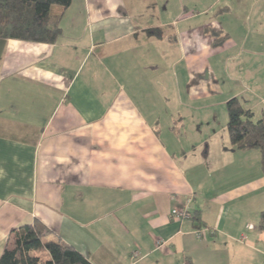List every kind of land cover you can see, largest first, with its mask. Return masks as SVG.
Instances as JSON below:
<instances>
[{"label":"crops","instance_id":"obj_1","mask_svg":"<svg viewBox=\"0 0 264 264\" xmlns=\"http://www.w3.org/2000/svg\"><path fill=\"white\" fill-rule=\"evenodd\" d=\"M51 12L55 44L0 43V256L39 220L95 264H264L260 152L196 135L232 98L264 110V0Z\"/></svg>","mask_w":264,"mask_h":264},{"label":"trees","instance_id":"obj_2","mask_svg":"<svg viewBox=\"0 0 264 264\" xmlns=\"http://www.w3.org/2000/svg\"><path fill=\"white\" fill-rule=\"evenodd\" d=\"M73 0H0V43L17 40L37 44H55L62 35V15H52L53 6L67 10ZM215 46L222 44L219 32L209 30ZM228 135L234 150L261 155L264 176V110L258 116L240 98L227 103ZM191 219L197 216L192 214ZM259 229L264 232V210ZM40 252L44 255H37ZM0 264H95L75 247L54 234L41 221L24 224L11 231L0 256Z\"/></svg>","mask_w":264,"mask_h":264},{"label":"rangeland","instance_id":"obj_3","mask_svg":"<svg viewBox=\"0 0 264 264\" xmlns=\"http://www.w3.org/2000/svg\"><path fill=\"white\" fill-rule=\"evenodd\" d=\"M207 15H209V13H207ZM212 23H213V25H215L214 21H212ZM214 31L218 32L216 29ZM220 57H223V55H220ZM224 74H225V72L222 75L225 76ZM205 77H206V80L211 79L208 76V74H206ZM217 111L219 112L217 114H220V115H219L218 122L216 124L212 125V129H211L212 131L211 132H206V131L197 132L196 135H197V137H199L198 139L208 138L209 135L215 134V133H218L220 136H223L224 131L228 134V130H227V125H228L227 105L225 107H218ZM196 135L194 133H192V135H187V136H188V138H191V136H196ZM228 137H229V135H228ZM37 255H44V254H43V252L42 253L38 252Z\"/></svg>","mask_w":264,"mask_h":264},{"label":"built area","instance_id":"obj_4","mask_svg":"<svg viewBox=\"0 0 264 264\" xmlns=\"http://www.w3.org/2000/svg\"><path fill=\"white\" fill-rule=\"evenodd\" d=\"M173 217L176 220H184V219H188L189 220L192 217V213H190L189 211H180V212L176 213ZM199 235L201 236V233H199ZM159 244L163 245V244H165V242L164 241H160ZM133 257L138 259V258L141 257V253L139 251H135L133 253Z\"/></svg>","mask_w":264,"mask_h":264}]
</instances>
